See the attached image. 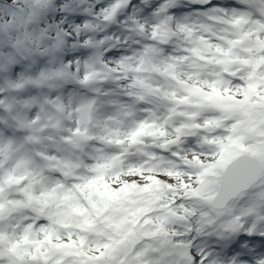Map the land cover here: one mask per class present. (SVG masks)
<instances>
[{
  "label": "clouds",
  "instance_id": "obj_1",
  "mask_svg": "<svg viewBox=\"0 0 264 264\" xmlns=\"http://www.w3.org/2000/svg\"><path fill=\"white\" fill-rule=\"evenodd\" d=\"M239 32L252 0H0V264H264V113L209 99Z\"/></svg>",
  "mask_w": 264,
  "mask_h": 264
},
{
  "label": "snow or ice",
  "instance_id": "obj_2",
  "mask_svg": "<svg viewBox=\"0 0 264 264\" xmlns=\"http://www.w3.org/2000/svg\"><path fill=\"white\" fill-rule=\"evenodd\" d=\"M252 2L259 6L261 12H264V0H252ZM219 51L226 67L236 66L241 86L235 94L231 91L225 93L223 88L214 89L209 99L222 112L236 114L241 122H244L246 118L264 113V33L239 32L234 39L227 40L226 46ZM232 74L237 73L234 71ZM239 126L234 124L230 132L236 133ZM229 140L232 144H239V139H233L232 136H229ZM231 158V156L228 158L222 156L220 165L226 166ZM127 191L126 188L122 194H127ZM142 191H148V189H142ZM108 195L114 198L117 194ZM55 247L62 256L57 264H65L63 257L79 254L78 245L74 242L58 244ZM68 264H75V262H68Z\"/></svg>",
  "mask_w": 264,
  "mask_h": 264
}]
</instances>
